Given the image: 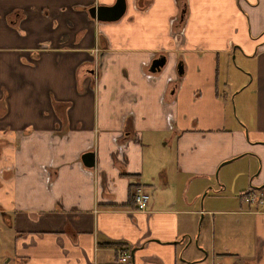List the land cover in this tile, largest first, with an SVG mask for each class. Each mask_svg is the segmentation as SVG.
<instances>
[{
	"label": "crops",
	"instance_id": "crops-1",
	"mask_svg": "<svg viewBox=\"0 0 264 264\" xmlns=\"http://www.w3.org/2000/svg\"><path fill=\"white\" fill-rule=\"evenodd\" d=\"M113 1L0 0V264H264V0Z\"/></svg>",
	"mask_w": 264,
	"mask_h": 264
},
{
	"label": "water",
	"instance_id": "water-1",
	"mask_svg": "<svg viewBox=\"0 0 264 264\" xmlns=\"http://www.w3.org/2000/svg\"><path fill=\"white\" fill-rule=\"evenodd\" d=\"M125 9V0H114L111 4H93L87 7V12L91 17L97 20H115L119 18ZM163 56L155 57L150 64V69L155 70L163 62ZM81 160L84 165L93 163V153L84 151L81 154Z\"/></svg>",
	"mask_w": 264,
	"mask_h": 264
},
{
	"label": "built area",
	"instance_id": "built-area-1",
	"mask_svg": "<svg viewBox=\"0 0 264 264\" xmlns=\"http://www.w3.org/2000/svg\"><path fill=\"white\" fill-rule=\"evenodd\" d=\"M149 194L140 186L133 190V203L135 210H143L147 204ZM242 200L248 204H254L255 210L264 207V193L262 191L249 190L242 195ZM117 261L124 262L129 258V252L117 248Z\"/></svg>",
	"mask_w": 264,
	"mask_h": 264
},
{
	"label": "rangeland",
	"instance_id": "rangeland-1",
	"mask_svg": "<svg viewBox=\"0 0 264 264\" xmlns=\"http://www.w3.org/2000/svg\"><path fill=\"white\" fill-rule=\"evenodd\" d=\"M232 60L233 61H231V62H233V63H231V62H229V64L231 65V64H234V65H236V63H235V60L233 59V57H232ZM236 61H237V59H236ZM235 70V69H234ZM232 106H234V104L232 105ZM208 190H210L211 191V189L209 188ZM209 192V191H208ZM208 196V195H207ZM206 196V198L208 199V197ZM212 202H213V206H219V204H217L216 202H217V200L215 199V198H213L212 199ZM201 203V202H200ZM118 248V247H117ZM116 248V249H117ZM118 249H120V248H118ZM126 251V250H125Z\"/></svg>",
	"mask_w": 264,
	"mask_h": 264
},
{
	"label": "trees",
	"instance_id": "trees-1",
	"mask_svg": "<svg viewBox=\"0 0 264 264\" xmlns=\"http://www.w3.org/2000/svg\"><path fill=\"white\" fill-rule=\"evenodd\" d=\"M129 200L133 201V193H132V191H130V193H129Z\"/></svg>",
	"mask_w": 264,
	"mask_h": 264
}]
</instances>
